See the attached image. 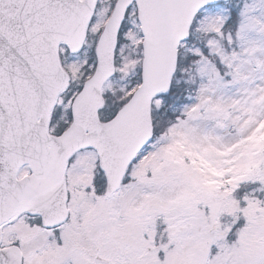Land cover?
Instances as JSON below:
<instances>
[{
    "label": "snow or ice",
    "instance_id": "obj_1",
    "mask_svg": "<svg viewBox=\"0 0 264 264\" xmlns=\"http://www.w3.org/2000/svg\"><path fill=\"white\" fill-rule=\"evenodd\" d=\"M0 264H264V0H0Z\"/></svg>",
    "mask_w": 264,
    "mask_h": 264
}]
</instances>
